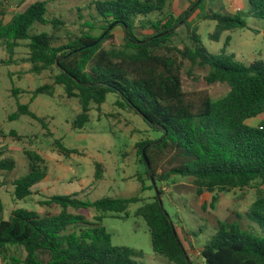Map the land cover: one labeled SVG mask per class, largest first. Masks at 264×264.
Returning a JSON list of instances; mask_svg holds the SVG:
<instances>
[{
    "label": "trees",
    "instance_id": "16d2710c",
    "mask_svg": "<svg viewBox=\"0 0 264 264\" xmlns=\"http://www.w3.org/2000/svg\"><path fill=\"white\" fill-rule=\"evenodd\" d=\"M48 1L55 0L34 2L9 22L0 20V44L12 55L24 41L30 73L55 71L53 82L36 88L32 97L53 96L54 86H62L65 96L77 99L80 107L74 130L88 123L91 106L98 108L109 93H115L121 99L117 106L131 109L159 134L137 144L148 181L145 185L139 177L140 191H153V195L134 215L146 223L152 250L173 264H264V62H236L226 51L229 37L219 54H211L195 30L190 32L189 45L179 48L174 44L178 25H186L187 17L203 0H195L191 5L195 8L189 7L178 18L164 14L169 0H96L90 4L94 15L81 25L80 34L65 42L55 34L63 23L45 17ZM246 1L247 16L264 19V0ZM204 20L215 22L209 34V40L215 42L225 32L246 27L238 15L211 12ZM113 23L116 25L108 31ZM34 24L51 26V33H32ZM117 27L122 30L121 44L113 34ZM146 30L152 34L139 38L137 31ZM185 61L190 68L206 70L208 84L225 83L229 91L218 100L205 91L184 92L181 75ZM21 115L42 121L26 105H18L13 117ZM260 116L255 126L247 124ZM54 143L60 154L77 153ZM25 156L27 173L11 184L16 202L30 197L47 175V165L39 154L26 151ZM14 165L11 159L0 160V173L11 171ZM93 177L94 182L102 180L100 164L95 165ZM150 177L161 201L164 193L158 184H174L172 179L179 177L190 181L197 196L211 195L210 207L220 194L254 188L255 199L245 213L248 224L217 220L215 234L192 260L176 228L173 231L171 217L160 207ZM139 201L138 197L83 201L77 194L54 195L40 204L57 206V214L40 216L17 208L7 220L2 217L0 202V256L7 259L9 249L15 248L24 257L13 258V264H134L136 253L113 246L100 223L106 213L127 215L128 206ZM70 209L94 210L93 223ZM70 227L77 229L69 231ZM199 258L201 263H197Z\"/></svg>",
    "mask_w": 264,
    "mask_h": 264
},
{
    "label": "rangeland",
    "instance_id": "374dc122",
    "mask_svg": "<svg viewBox=\"0 0 264 264\" xmlns=\"http://www.w3.org/2000/svg\"><path fill=\"white\" fill-rule=\"evenodd\" d=\"M42 0H0V20L9 22L11 17L23 11L30 4ZM96 0H55L48 1L45 17L48 20L58 19L63 23L57 36L61 42L66 38L79 35L81 25L94 15L92 4ZM195 0H169L164 14L178 18ZM90 6V7H89ZM189 9V10H190ZM246 0H203L202 5L186 19V25L177 28L172 38L175 45L182 48L189 45L190 32L195 30L204 48L211 54H219L224 41L229 37L226 51L233 54L236 62L249 64L253 61L264 62V19L247 16ZM216 12L224 15L240 16L246 27L223 33L218 42L209 40L215 22L204 20L205 14ZM32 33H51V26L34 24ZM141 38L152 34V31H137ZM113 34L118 44L122 43V30L115 28ZM28 49L26 42H19L13 54L9 55L3 44H0V160L11 159L14 168L0 173V202L3 206L2 217L9 218L17 208H25L38 213L57 214L59 208L53 205L45 207L42 200L54 195L77 194L83 201H96L105 197L142 199L130 204L125 213H106L100 225L110 235L113 246L133 250L136 256L134 264H173L152 250L150 234L146 223L135 211L152 197L153 191H140L139 177L148 185L144 167L137 155V144L159 137L152 131L142 117L129 108L116 105L121 101L115 93H109L105 102L98 108L91 106L89 121L81 130L72 127L74 118L80 112L77 99L67 98L62 86L55 85L53 96L38 95L32 92L53 81L55 73L43 72L35 75L29 72L26 62ZM206 70L190 68L184 62L182 70V88L186 93L205 91L213 100L222 98L229 88L225 83L208 84L204 76ZM18 105H26L30 112L42 121L26 115L14 118ZM247 121L255 126L262 118ZM54 142L61 147L76 150V154L64 155L58 152ZM26 151L39 154L47 165V177L32 189V195L22 202L13 199L12 181L27 173L28 158ZM100 164L103 178L94 182L95 165ZM172 182L158 184L163 190L162 205L176 224V231L192 260L216 232L217 220H238L247 226L245 213L255 199V189L233 191L218 195L213 207H210L211 195L197 196L188 179L174 178ZM83 216L93 223L96 212L89 210H69ZM239 215L240 217H238ZM85 226V225H83ZM77 228L70 227L69 231ZM24 253L10 248L7 259L0 256V264H13V258L23 259Z\"/></svg>",
    "mask_w": 264,
    "mask_h": 264
},
{
    "label": "water",
    "instance_id": "95a60500",
    "mask_svg": "<svg viewBox=\"0 0 264 264\" xmlns=\"http://www.w3.org/2000/svg\"><path fill=\"white\" fill-rule=\"evenodd\" d=\"M115 25H116V23H113L112 25H110L109 28H108V31H110ZM57 62H58V61H57ZM141 154H142V157L144 158V149L142 150ZM144 160H145V158H144ZM150 179H151V182H152V185H153L154 192H155V194H156V197H157L158 203H159L160 207L162 208V201H161V198H160V195H159L158 189H157V187H156L155 184H154L153 178L150 177ZM164 213H165V212H164ZM175 228H176V224H173V231H174ZM201 261H202V259L199 258V259L197 260V263H201Z\"/></svg>",
    "mask_w": 264,
    "mask_h": 264
},
{
    "label": "crops",
    "instance_id": "0c3cea01",
    "mask_svg": "<svg viewBox=\"0 0 264 264\" xmlns=\"http://www.w3.org/2000/svg\"><path fill=\"white\" fill-rule=\"evenodd\" d=\"M46 177H47V176H46ZM46 177H45V178H46ZM45 178H44V179H45ZM44 179H43V180H44Z\"/></svg>",
    "mask_w": 264,
    "mask_h": 264
}]
</instances>
